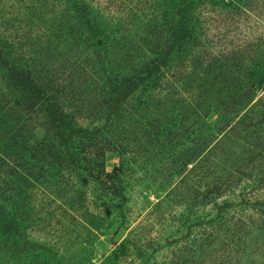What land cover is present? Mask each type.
Segmentation results:
<instances>
[{
	"label": "rangeland",
	"instance_id": "374dc122",
	"mask_svg": "<svg viewBox=\"0 0 264 264\" xmlns=\"http://www.w3.org/2000/svg\"><path fill=\"white\" fill-rule=\"evenodd\" d=\"M0 45V90L18 68L56 86L80 127L106 129L96 152L128 190L109 203L95 182L94 198V154L20 186L15 136L57 122L35 104L0 119V264H264V112L243 121L264 104V0H0ZM165 117L199 137L160 146ZM121 131L125 152L108 150Z\"/></svg>",
	"mask_w": 264,
	"mask_h": 264
},
{
	"label": "trees",
	"instance_id": "16d2710c",
	"mask_svg": "<svg viewBox=\"0 0 264 264\" xmlns=\"http://www.w3.org/2000/svg\"><path fill=\"white\" fill-rule=\"evenodd\" d=\"M0 47L2 46L0 45ZM9 82L11 84L10 89L6 88V90H0V103L2 104L0 105L1 121L10 124L12 123L13 117L16 119V113L22 112L23 108H28L30 110L32 109L31 105L35 104V106L40 105L42 106L41 108L45 107L47 109L46 113L49 118V123L53 124L55 120L57 122L52 125L54 129L51 135L42 137H40L39 134L36 135V133L28 135L33 136V140L29 137L24 140L22 136L24 133H21L19 136H15V140L16 138L18 139L16 141V147L19 148L20 153L18 157L19 161H16L15 163L11 162V169L14 177L18 179L20 186L22 185V182L24 185L27 184L26 180L30 177L28 173L29 169L37 168L38 166H40L39 170H42L46 166L48 168H57V166L60 167L61 164L65 165L66 163L64 162L68 161L71 163L73 162V166L76 168L79 166V163L82 162L80 158L83 154H88V156L90 154H94L96 160L93 163L90 162L89 166H96L87 167V169H85L86 172H88L86 178H90V180L92 179L91 182L94 185V198L97 196L95 191V182H97L111 191L112 199L108 200L109 203L117 201L120 198L123 199L122 202H125L128 190L127 186H125V183L123 182V174H126L124 164L121 165L119 172L115 174L107 173L105 171V163L103 161L105 150L100 149L102 154L96 152L98 149L97 145L101 143L99 138L101 136L104 137V133L107 132L105 131L106 129L103 130L100 127H96L95 131L87 129L84 130L78 125L73 116L66 113L61 107V97L58 95V91H56V86L54 89H49L47 84H40L30 72L20 70V68L17 70H11L9 72ZM17 85L19 90L17 89ZM263 85L264 77L261 76L258 80V86ZM263 106L264 104L260 106L262 107V109L259 110L261 112H257V110L254 109L249 112L248 116L243 118L246 125L249 124V121L254 120L255 117L257 118L260 116V113L264 112ZM21 108L22 111H20ZM254 115L256 116L254 117ZM175 118L165 117L163 120H152L149 122L152 124V127H149V130L155 128V134H157L158 137L163 138L160 146H166L164 140L167 141L169 138L170 142L168 140V144L171 146L172 150H180L185 147V141H192V138L199 137V133H195V131L190 130V128L183 123V125H179V128L176 129L173 126ZM15 121L17 122V119ZM262 121L264 123V119ZM16 128L19 133L24 130L23 126L22 128L16 126ZM78 130L81 132H78ZM141 132H143V130ZM127 136L128 135L125 134L124 131H121L120 133L118 132V134L111 139L108 145V150L125 152L122 147L125 143L124 141L121 143V140L127 141ZM74 138L79 139L81 143L75 144ZM161 148L165 149L163 147ZM76 158L79 159L75 161ZM227 164H229V161H225V165ZM38 174L43 175L44 173L38 172ZM193 175L194 178H199V175ZM14 187H16V185H14ZM20 190L25 191L22 187ZM109 203H104L103 207L111 209L112 206H109ZM206 238L209 245L213 244V241L222 242L224 240H221V237L217 235V233H211V235H208ZM216 238H218V240ZM238 238L235 237L232 242L228 244L230 245L228 247L232 253L235 252L233 248H237L240 253L244 252L247 243H249V241H247V238L249 239L247 234L244 238ZM211 241L212 243H210Z\"/></svg>",
	"mask_w": 264,
	"mask_h": 264
}]
</instances>
